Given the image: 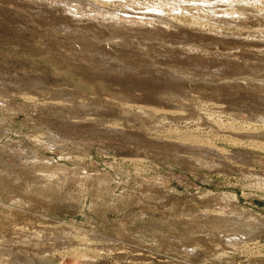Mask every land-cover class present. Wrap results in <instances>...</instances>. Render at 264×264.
I'll use <instances>...</instances> for the list:
<instances>
[{"label": "rangeland", "instance_id": "374dc122", "mask_svg": "<svg viewBox=\"0 0 264 264\" xmlns=\"http://www.w3.org/2000/svg\"><path fill=\"white\" fill-rule=\"evenodd\" d=\"M34 3L0 0V246L37 264H264V227L246 238L200 221L213 213L264 222V84L254 86L264 64L247 59L224 73L218 68L240 59L234 50L141 45L136 34L125 37L128 54L59 45L45 38L49 24ZM174 47L205 61H171ZM210 58L216 66L206 69ZM77 89L90 99L74 101L105 112L47 109Z\"/></svg>", "mask_w": 264, "mask_h": 264}, {"label": "bare ground", "instance_id": "6f19581e", "mask_svg": "<svg viewBox=\"0 0 264 264\" xmlns=\"http://www.w3.org/2000/svg\"><path fill=\"white\" fill-rule=\"evenodd\" d=\"M19 1L26 3V4L27 3L30 4V3L34 2V0H19ZM36 2H37L38 8H37V12H36L35 16L39 17L42 21H45L46 24L47 23L49 24L48 28L44 32L45 38H47L49 40L56 41L59 45H71V46L72 45H90L92 47H96V49H99V50H101V48H104V45H111L112 46V48H111L112 53L118 54V53H121L124 49V51H123L124 54H128L126 52L128 49L127 45H131V42L126 41L125 37H130V36L135 37V34H136L138 36H144L143 40L140 42L141 45H221L220 48L223 50H226V51L227 50H234L235 54L240 59H238V60L234 59V61L231 60L229 62H226V64H224L225 63V61H224V63H222L224 65L221 66V68L220 67L218 68V70L224 71V73L225 72L227 73L230 71L241 70V67H240V66H242L241 63L243 62L245 64L247 62V59L255 60L258 63V65L264 64V52H263L264 50L260 49L261 45H264V0H51V1L35 0V3H34L35 5H36ZM34 4H32V5H34ZM99 21H101V22L99 23ZM102 21L104 23L106 22V24H102L103 23ZM172 27H173V29L171 30L170 28H172ZM242 31H244V32H242ZM246 32H249L251 34V36L248 35L249 37H244L243 35ZM174 33H177V35H175ZM222 34H225V35L223 36ZM255 37H257V39ZM146 39H148V40H146ZM152 39H154V40H152ZM100 45H103V46L100 47ZM115 47H119V49H115ZM169 48H170V46H169ZM162 49H163V47H162ZM164 49L166 50L167 47H165ZM172 49H173V52H174V50H176V53L174 52L175 54H173V55L170 53L165 54V57H168L171 61H177V62L180 61L181 62V61H184L185 59L190 60L191 58H193L195 56L194 53L191 52L192 48H189V47H187V49L184 48V50H182L181 48H176V47H174ZM88 50L91 51L90 49H88ZM162 51H164V50H162ZM182 51H184V53L187 51L185 55L183 54L184 56H181L183 53ZM91 52L94 53L93 51H91ZM152 53H156V51L154 50V51H152ZM110 54H111L110 52L105 51L103 53L104 59L109 60V58H107V56H110ZM159 55H161V54H159ZM163 55H161V56H163ZM70 56H71V58L74 59L76 56H78V54L72 53ZM156 57H159V56H156ZM85 58L86 59L92 58V59H95L96 61H99L97 58H94L93 55L91 57V54H89V56H85ZM121 59L125 60V59H127V57L125 56V57H122ZM216 60L213 58H210L209 61L205 62V65H204L205 68L207 69L211 65L216 66L214 64V63H216ZM204 61L205 60H203V58L200 55L198 57L195 56V62H193V63H195L194 65L199 66L200 63L201 62L204 63ZM191 62H192V60H191ZM104 63L106 64L107 62H104ZM133 63H134V61H133ZM133 63H132V65H135V63L134 64ZM250 64H252V62ZM126 65H128V64H126ZM213 71H215V70H213ZM181 78L182 77H179V79H181ZM253 79H255V78H253ZM257 79H255V81L260 82V84H255L254 86H261L262 84H264V80H257ZM178 81H180V80H178ZM37 84H39V83H37ZM0 86H3V85H0ZM34 86H36V85H34ZM4 87H5V85H4ZM15 88H17V87H15ZM51 89H53V88H51ZM54 89H56V88H54ZM5 90H6V88H5ZM37 90L39 91V89H37ZM58 90H60V87ZM65 90H67V89H65ZM15 91H16V89H15ZM27 92L28 91H24V94ZM60 92H61V90H60ZM62 92H63V90H62ZM55 93H57V92H55ZM167 93L170 95L173 94V92H171V91H168ZM49 94H51V92L48 93V96H49ZM67 94L64 95L62 93L61 94L62 98H60L61 96H57L58 95V93H57L56 96L52 97V100L50 102L46 103L47 109H49L48 106L50 108H54L57 110L72 109V111H73V108H84V110H85V108H87V109H89L88 113L90 115L93 114L90 111V109H91V110H94L95 112H97V114H99L98 115L99 117L101 116L100 113H101L103 107L100 106L99 104L92 103L93 102L92 100H91L92 102H90V103H87L88 101L87 102H81L82 101L81 99H80V102H77L76 99H75L76 102L74 101V97L76 98L79 94L83 95L85 97L88 96V98H89L87 91L77 89V90L68 91ZM70 94H73V95H70ZM74 94H76L77 96ZM121 100H120V102H121V105L123 107L127 106V107L131 108L132 102H129V100H127L128 102L127 101H121ZM78 101H79V99H78ZM85 101H86V99H85ZM153 102H154L153 104H155V105H161L164 103L162 98H157V99L153 100ZM36 105H37V103H36ZM32 106L33 105H31V108H32ZM15 107H17V106L15 105ZM27 107H28V105H27ZM44 107H46V106H44ZM146 107L142 105L140 109H142L143 112H147V111L150 112L151 107L147 106V105H146ZM133 108H134V106H133ZM43 109L44 108L40 109V111ZM82 110L83 109H81V111ZM84 110L82 112H86ZM33 111H34V108H33ZM103 111H104V109H103ZM78 112H80V111H78ZM36 113H37V111H36ZM74 113H72V114L74 115ZM88 113H86V114H88ZM59 114H61V112ZM72 114H71V117H72ZM86 114L84 113L83 115H86ZM47 116H48V114H47ZM87 116H89V115H86V117ZM37 117H38V115H37ZM44 117H46V115ZM57 117H56V119H57ZM75 117H76V115H75ZM72 119L76 120L74 118V116L72 117ZM80 119H82V117ZM84 119H85V116H84ZM93 119H96V118H93ZM61 120H63L62 117H61ZM82 121H85V120H82ZM87 121H89V120H87ZM59 122H60V120H59ZM96 122H97V120H96ZM85 123H86V121H85ZM59 125H61V123H59ZM80 125H82V124H80ZM60 127H62V126H60ZM78 127H80V126H78ZM1 128H0V130H1ZM72 128H73V126H72ZM57 131H60V130L58 129ZM39 132H40V130H39ZM44 134H46V133H44ZM262 134H263V132H262ZM55 135H56V133H55ZM55 135H54V138H56ZM43 136H45V135H43ZM50 137H51V135H50ZM52 138H50V140H48L49 138L46 139L47 142L48 141L54 142L53 140H51ZM41 140H43V139H41ZM19 141H22V140H19ZM26 143H28V142H26ZM34 144L36 146V143H34ZM60 144H61V142H60ZM17 146H20V145H17ZM50 146H52V145H50ZM39 147H40V145H39ZM39 147L37 146V148H39ZM41 147H42V145H41ZM21 148H22V146H21ZM43 148H44V146H43ZM40 149H42V148H40ZM63 149H64V147H63ZM12 150L15 152H11V153H16L17 149L14 150V148L12 147ZM27 152H29V151H27ZM31 153L29 154V157L27 156L28 159L32 160L34 162H37L38 164L36 166H38V167L42 166L43 164L40 161L41 159L39 160L37 154L31 155ZM20 157H21V155H20ZM34 165H35V163H34ZM58 165H60V164H58ZM51 168H50V170H51ZM56 168H57V166H56ZM56 170L57 169H55V172H56ZM59 171H61V170H59ZM81 172H83V171H81ZM81 172H80V174H81ZM84 173H86V171H84ZM71 176H73V175H71ZM82 176L84 177V175H82ZM90 178L91 177H89V179ZM94 178H96V177L94 176ZM94 178H92V179H94ZM79 180H81V179H79ZM83 180L84 179L82 178V181ZM85 181H84V183H85ZM91 184H92V181H91ZM87 185H90V184H87ZM225 198L227 199V197H225ZM226 199H225V201H226ZM228 204L229 203H227V205ZM214 213H216V212H214ZM208 217L209 218H206V216H205L200 221L204 224H208V223L211 224L209 222V220H210V221H212V223H214L216 226H218V228H220V230L225 229L226 231H231V232L236 231L241 237L250 236L255 231L257 232V230H259V228L264 227L263 226L264 222L262 219H255L254 218L253 220H244V217L242 219V218H240V216L238 214H227V215L215 214V215H213V213H211V214H209ZM248 217H250V216H248ZM254 220H256V221L253 222ZM208 226H210V225H207V228H208ZM212 226H213V224H212ZM214 227H212V228H214ZM18 232H20V230ZM19 234H18V236H19ZM227 234H229V233H227ZM24 235H26V234L24 233ZM40 239L37 241H40ZM28 240H30V239H28ZM32 240H34V239H32ZM45 240H46V238H45ZM43 242H44V244L46 243L45 241H43ZM43 242H42V244H43ZM26 243H29V242H26ZM12 246H14V245H12ZM32 246H34V245H32ZM14 249H16V248H14ZM19 249H17V250H19ZM27 256H22L21 254H14L13 248L12 249L11 248L5 249V247L3 248L2 246H0V264H37L38 263V261H36L34 258H28ZM40 260H42V259H40Z\"/></svg>", "mask_w": 264, "mask_h": 264}]
</instances>
